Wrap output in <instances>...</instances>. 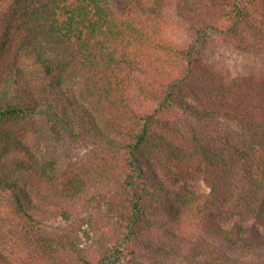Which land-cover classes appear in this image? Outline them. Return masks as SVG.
Returning a JSON list of instances; mask_svg holds the SVG:
<instances>
[{
	"label": "trees",
	"instance_id": "16d2710c",
	"mask_svg": "<svg viewBox=\"0 0 264 264\" xmlns=\"http://www.w3.org/2000/svg\"><path fill=\"white\" fill-rule=\"evenodd\" d=\"M20 2L0 58V192L25 239L14 256L0 244V264H264L259 227L230 223H264V67L235 78L220 57L264 58V0ZM159 170L203 177L206 200Z\"/></svg>",
	"mask_w": 264,
	"mask_h": 264
},
{
	"label": "rangeland",
	"instance_id": "374dc122",
	"mask_svg": "<svg viewBox=\"0 0 264 264\" xmlns=\"http://www.w3.org/2000/svg\"><path fill=\"white\" fill-rule=\"evenodd\" d=\"M20 2V0H0V58H1V53L4 47L11 46L10 41H11V36L14 35V28L11 26L13 23L12 21H16L14 17L12 16V13H14V10L12 7L16 6V3ZM28 0H23L20 2V5L24 6L23 9L27 6ZM110 3L111 7L115 8L120 14H126L128 12V7L126 5L125 0H108ZM19 5V6H20ZM24 17V15H23ZM14 19V20H13ZM174 35L175 33H179L178 28H172L171 31ZM18 32H16L17 34ZM251 42H255V38L250 37ZM7 42V43H6ZM9 42V43H8ZM27 44H35L41 50L47 54L51 55L53 50H52V45L50 44L49 40L43 39V38H34L31 37L29 39H26L25 41ZM220 57L222 60V65L225 67V70L235 78H238L239 76L245 75L249 73L251 70L254 68H263L264 67V58H262L259 55H255L254 52H251L249 54H244L240 52H236L230 48H222L220 52ZM189 102H193L192 97H188ZM181 122L182 121H188L191 123L193 126L203 130V131H209L213 132L215 129H223L226 125L225 121L222 119H219L218 121H213L209 123H200L191 117H187L186 115L180 114ZM180 121V120H179ZM63 147V145H61ZM161 176L163 177V180L172 188L174 189H180L182 187H186L189 190L199 194L202 198V200H206L207 195L210 191V188L205 181L203 177H186V178H181L178 179L176 182L171 181L168 179V177L164 176L162 174L161 170H159ZM32 189V190H31ZM30 191L34 194L35 199L41 198L36 190L31 188ZM13 198L10 195L9 192L4 191L0 192V222L2 224H6L5 229L6 233L3 235L2 242L0 243L1 245H5L8 250L5 251L7 255H13L14 253L17 252L18 246L24 243L22 240L25 239L24 235V225L25 223L21 221L20 217H15L13 214L12 210V202ZM12 215V216H11ZM9 216L8 218L3 219L4 217ZM2 217V218H1ZM3 219V220H2ZM4 222V223H3ZM243 223V224H256L260 231L264 234V223L256 220V219H244L241 217H234L230 221V223ZM60 222H54L49 224V231L53 229H58L62 227ZM22 239V240H21ZM3 247V246H2ZM19 248H21L19 246ZM14 250V251H13ZM11 256V257H13ZM30 260L29 258H23L22 264H29ZM119 262H117L118 264Z\"/></svg>",
	"mask_w": 264,
	"mask_h": 264
}]
</instances>
